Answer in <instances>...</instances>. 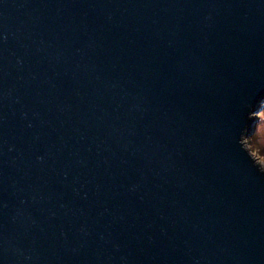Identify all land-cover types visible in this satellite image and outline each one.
<instances>
[{
	"label": "water",
	"instance_id": "1",
	"mask_svg": "<svg viewBox=\"0 0 264 264\" xmlns=\"http://www.w3.org/2000/svg\"><path fill=\"white\" fill-rule=\"evenodd\" d=\"M264 0H0V264H264Z\"/></svg>",
	"mask_w": 264,
	"mask_h": 264
},
{
	"label": "rangeland",
	"instance_id": "2",
	"mask_svg": "<svg viewBox=\"0 0 264 264\" xmlns=\"http://www.w3.org/2000/svg\"><path fill=\"white\" fill-rule=\"evenodd\" d=\"M255 117L256 121L253 126V131L245 138L244 143L258 162L262 163L264 168V102L260 105Z\"/></svg>",
	"mask_w": 264,
	"mask_h": 264
}]
</instances>
